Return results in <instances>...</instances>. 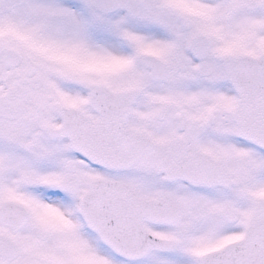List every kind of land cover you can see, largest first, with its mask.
I'll use <instances>...</instances> for the list:
<instances>
[{
    "label": "snow or ice",
    "instance_id": "obj_1",
    "mask_svg": "<svg viewBox=\"0 0 264 264\" xmlns=\"http://www.w3.org/2000/svg\"><path fill=\"white\" fill-rule=\"evenodd\" d=\"M0 264H264V0H0Z\"/></svg>",
    "mask_w": 264,
    "mask_h": 264
}]
</instances>
